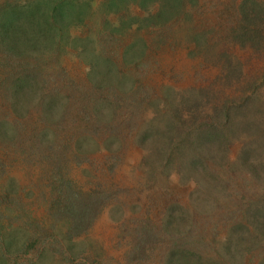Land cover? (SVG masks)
Instances as JSON below:
<instances>
[{"label": "rangeland", "instance_id": "1", "mask_svg": "<svg viewBox=\"0 0 264 264\" xmlns=\"http://www.w3.org/2000/svg\"><path fill=\"white\" fill-rule=\"evenodd\" d=\"M67 1L72 23L18 62L43 75L29 90L14 93L22 69L0 53V264H175V244L210 264H264V219L242 215L264 175L239 157L250 145L264 163V0ZM109 90L122 101L102 102ZM251 96L262 113L238 115L248 131L195 165L196 136Z\"/></svg>", "mask_w": 264, "mask_h": 264}, {"label": "trees", "instance_id": "2", "mask_svg": "<svg viewBox=\"0 0 264 264\" xmlns=\"http://www.w3.org/2000/svg\"><path fill=\"white\" fill-rule=\"evenodd\" d=\"M146 1V0H144ZM50 1L49 3H51ZM144 5L143 3H141ZM172 4V2H171ZM171 7L176 8V5L173 3ZM243 9V8H242ZM245 9H243L244 11ZM42 11V12H41ZM71 5L67 0H58L52 7L47 6L45 2L44 5H39L35 8V11H31L28 7H20L17 4H11L7 2L4 6L0 7V53L3 59L6 61V64H10V67L17 66L21 68L18 72L17 79H21L19 83L14 87V93H18L20 91L25 92L31 88V84L28 82V79H43L42 73L33 72L30 74L28 69H23V66L18 64L21 60L25 61L27 59L36 61V57H30L34 51H36V43L34 38L41 36V43L39 44L40 47L44 48L47 45L53 44L56 42L55 39V32L61 30L65 27V25L70 24L71 19ZM246 17H248L249 13L244 12ZM24 18V22L27 25V31L24 35L25 39L20 45V38L21 33L19 31L22 29V26H18L17 24L21 21V18ZM45 32V35H42ZM36 35V36H34ZM251 36V35H249ZM254 40L256 36L252 37ZM7 42V43H6ZM33 50V51H32ZM39 50V49H37ZM24 63V62H23ZM32 76V78H31ZM90 76V75H89ZM92 76V75H91ZM90 76V77H91ZM93 82V79H90ZM16 84V83H15ZM95 84V83H94ZM93 87L99 91H103L104 87H97L96 85ZM116 94L115 91L109 90L108 93V101H102L109 104L113 100H118L116 103L122 101V99H117L114 97ZM129 100V98H127ZM99 100L91 99L89 109L86 108L85 112L87 111V118H91V121L99 122L100 124V117L96 113V104H99ZM124 100V99H123ZM257 99L254 96L245 99L244 104H240L239 106L229 103H225L223 109L216 112L217 120H215L210 126L206 127L202 132H200L196 137V142L192 143V148L196 149L195 151V165L198 164V160H202V156L205 155V148L212 146L214 147L226 134L231 135V138L238 137V130L243 128V131L247 132L248 127L247 124H238L237 117H243L246 114H250L252 110V106L256 103ZM101 103V102H100ZM97 104V105H98ZM116 104V105H117ZM101 105V104H100ZM99 105V106H100ZM125 107L127 103H124ZM189 106V111L195 109V106ZM198 107V105H197ZM260 108V107H259ZM98 110V109H97ZM251 113H262V109L255 110ZM54 112V108L50 103H45L43 108L44 117L48 120L52 118V114ZM248 125L253 126V122H248ZM99 127V126H98ZM240 128V129H239ZM238 131V132H237ZM242 131V132H243ZM255 143V142H253ZM252 144V143H251ZM248 146V147H247ZM243 148L244 153L239 154V157H243L242 162H246L250 167L247 169V165L245 164V173L252 177H257L260 172L264 175V163H261L259 160L256 159L255 153L258 151L255 149H250V145H247ZM206 156V155H205ZM258 162V163H256ZM261 163V164H259ZM264 179V177H263ZM101 198V197H100ZM264 199V198H263ZM261 199L259 203H250L247 210L245 208L242 209V215L245 221L256 225L260 223L261 220L264 219V202ZM240 213V211H239ZM148 233V232H147ZM175 244V243H174ZM176 257L178 258V263L175 264H205V260L201 253H191L190 251L186 250L185 248L182 249L180 245H176L173 248ZM177 262V261H176ZM209 263V260L206 262Z\"/></svg>", "mask_w": 264, "mask_h": 264}]
</instances>
